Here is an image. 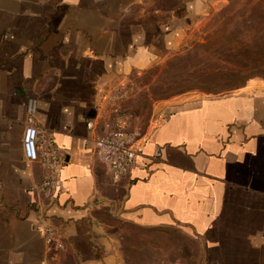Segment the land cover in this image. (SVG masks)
<instances>
[{
	"label": "crops",
	"instance_id": "obj_1",
	"mask_svg": "<svg viewBox=\"0 0 264 264\" xmlns=\"http://www.w3.org/2000/svg\"><path fill=\"white\" fill-rule=\"evenodd\" d=\"M204 12L202 0H0V264H56L63 253L114 264L101 208L130 225L182 229L206 264H264V83L167 107L120 181L86 126L102 80L149 68L177 45L182 20ZM30 98L63 153L51 195L47 170L23 154Z\"/></svg>",
	"mask_w": 264,
	"mask_h": 264
},
{
	"label": "rangeland",
	"instance_id": "obj_2",
	"mask_svg": "<svg viewBox=\"0 0 264 264\" xmlns=\"http://www.w3.org/2000/svg\"><path fill=\"white\" fill-rule=\"evenodd\" d=\"M186 1L160 3L175 8ZM202 1L205 12L190 15L179 25L177 45L128 78L125 107L142 134L176 103L264 83V0ZM94 217L109 237L117 256L114 264H206L202 242L180 228L130 225L102 208ZM63 255L56 264H77L68 253Z\"/></svg>",
	"mask_w": 264,
	"mask_h": 264
},
{
	"label": "built area",
	"instance_id": "obj_3",
	"mask_svg": "<svg viewBox=\"0 0 264 264\" xmlns=\"http://www.w3.org/2000/svg\"><path fill=\"white\" fill-rule=\"evenodd\" d=\"M129 99L128 82L112 81L98 85L94 98L93 116L86 120L92 134L94 155L103 163L115 181H120L133 167L144 144L142 134L133 122L132 113L125 107ZM37 101L27 102V120L23 134V154L30 161H40L47 170L42 184L46 194L51 195L56 187L58 169L64 162L61 148L51 138L45 139L36 121ZM159 153L157 157H159ZM48 243L58 236L51 224L43 227Z\"/></svg>",
	"mask_w": 264,
	"mask_h": 264
},
{
	"label": "water",
	"instance_id": "obj_4",
	"mask_svg": "<svg viewBox=\"0 0 264 264\" xmlns=\"http://www.w3.org/2000/svg\"><path fill=\"white\" fill-rule=\"evenodd\" d=\"M105 81L104 80H102L101 82H100V85L101 84H103ZM176 104H179V103H176ZM162 109V107H159L158 109H157V111H160Z\"/></svg>",
	"mask_w": 264,
	"mask_h": 264
}]
</instances>
